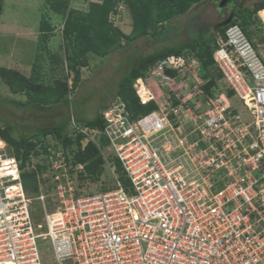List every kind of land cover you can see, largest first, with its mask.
I'll return each instance as SVG.
<instances>
[{
  "label": "built area",
  "instance_id": "2783aa9c",
  "mask_svg": "<svg viewBox=\"0 0 264 264\" xmlns=\"http://www.w3.org/2000/svg\"><path fill=\"white\" fill-rule=\"evenodd\" d=\"M257 45L261 50L235 22L216 33L212 52L249 122L226 104V94L205 92L195 57L170 55L132 84L140 106L155 105L151 112L133 118L120 100L102 111V131L71 127L104 161V150L114 156L127 185L114 176L111 188L77 196L62 183L71 176L66 156L50 149L41 175L51 179L58 205L47 211L45 190H26L13 150L0 153V264H44L40 244L54 264H264V39ZM183 120L193 123V141H186ZM166 128L188 169L154 147ZM33 200L43 210L38 222Z\"/></svg>",
  "mask_w": 264,
  "mask_h": 264
},
{
  "label": "rangeland",
  "instance_id": "374dc122",
  "mask_svg": "<svg viewBox=\"0 0 264 264\" xmlns=\"http://www.w3.org/2000/svg\"><path fill=\"white\" fill-rule=\"evenodd\" d=\"M15 1V2H14ZM8 0L6 7L2 0H0V6L5 15H2L4 19L15 20L20 25L30 26L31 32L33 26L38 25L41 18H44L50 26V31L42 35L41 39L29 45L28 42H21V39L4 38L0 36V49L9 54L10 58L7 60L15 64L23 65L18 72L25 77H28L30 81L34 82L38 86H54L56 82H64L67 84L69 90L67 94L68 104H56L44 109L38 108H22L14 107L10 100L25 101L26 96L23 94H13L3 84L0 79V121L5 124H10L13 129L10 130V138L18 141L21 136H31L36 134L43 128H55L63 126L67 117H72L78 124H82L87 120L93 119L97 113L104 107H109L115 102L120 100L116 96V90L119 81L127 75L129 70L137 64L141 57H145L149 54L155 53L164 47H176L181 46L192 39L204 37L205 39H214L215 43L216 32L213 28L216 24L223 21L230 12L235 11V7L253 8L260 0H235V7L232 11L227 8L228 2L223 5L222 8H218L219 0L202 1L193 5L185 14L175 16L168 25H165L164 29H161L158 25L152 28L148 26V35L142 36L134 41L127 42L125 38L120 39V45L122 48H117L111 51L108 55L101 57L93 53H87L85 66L79 67L80 82L74 89L72 87L73 74L66 67V42L63 40L62 27L64 23V16L62 14H56L51 10V5L56 4L59 0H43L42 5L38 3L26 4L21 0ZM66 2L67 10H76L80 12L88 11V4L100 3L102 0H64ZM13 5V6H12ZM230 11V12H229ZM1 13V12H0ZM10 13V14H9ZM258 13V12H257ZM256 13V16H257ZM264 19V10L258 14ZM109 22L120 30L124 35H129L132 30V16L128 7L119 3L112 13L109 15ZM251 26L248 27L247 33H249L248 39H250L258 50L261 48L257 45L264 39L262 27L256 17L250 19ZM163 30L165 33L164 39H159L158 32ZM11 32L26 33L22 29H19L17 24L11 25L9 28ZM40 35V33H39ZM213 48L212 41L210 42ZM1 55V54H0ZM4 56V54H2ZM191 57V54H186ZM193 56V55H192ZM7 57V55H5ZM195 57V56H193ZM197 58L195 57V60ZM197 61V60H196ZM1 62V60H0ZM199 63V61H198ZM199 63V68L195 70L198 78L203 80L204 90L209 96H214L218 93L226 94V104L233 110H236L243 122H249L251 120L249 112L243 107L241 102L229 94V90L225 87L223 81L218 77V73L213 65L207 70V75L210 76L213 83L205 81L203 79L204 71ZM4 67V66H2ZM26 67L28 70L25 72ZM193 67H191L192 69ZM193 73V69L191 70ZM195 80H189L183 82L189 88ZM184 86V85H183ZM182 91H186L184 87ZM192 98V97H191ZM205 110V105L201 104L200 111ZM193 116V115H192ZM189 118V117H188ZM183 119V117L181 118ZM187 120V119H186ZM183 120L182 124L185 127V134H187V142L193 141L195 132L193 131V123L191 121ZM79 127V126H78ZM85 128V127H84ZM191 131V133H190ZM75 131L68 128L66 135L74 136ZM94 135H92L93 137ZM95 142H100L98 137H93ZM0 153L7 150L12 153L13 147L1 139ZM88 141L83 139L81 142V150L84 149ZM41 143L46 147V153L49 154L50 149L55 151H61L62 156L65 157L67 164L71 165L68 172L71 175L68 180H64L62 183L67 186V183L73 188V193L77 196L92 194L95 192H102L111 188L114 184V176L119 175L115 172L116 164L114 156L108 150H104L103 165L97 172L98 178L92 180V176H82L81 168L84 165L80 163H74L76 150L68 151L61 146V144L52 136H46L41 139ZM101 143V142H100ZM153 145L158 149L159 153L163 156L165 161L172 162L171 160L178 158L181 164L187 169L189 163L185 162L181 156L182 150L177 147V141L175 135L169 128H166L160 134L153 137ZM40 146L37 145L36 148ZM105 147V146H104ZM171 149V150H170ZM49 151V152H48ZM54 151V150H53ZM43 152V151H41ZM45 153V154H46ZM45 154L36 157L33 153H29L27 162L23 168L26 170H34L39 164H46ZM173 158V159H172ZM176 160V159H175ZM173 163V162H172ZM18 164L20 162L18 161ZM175 164V163H174ZM19 169H21L19 165ZM18 169V170H19ZM19 170V171H20ZM22 171H20L21 173ZM80 172V173H79ZM84 172V171H83ZM76 173L78 177H76ZM38 173L35 179V185L42 186V190H45V195L48 196L47 211L55 210L58 205L55 201L56 194L54 191V185L49 177ZM49 176V175H48ZM95 176V174L93 175ZM38 188V187H37ZM41 191V190H40ZM33 197V195L31 196ZM32 209L35 212L37 222L41 220L43 210L38 201L33 200ZM40 244V242H39ZM42 249V260L44 264H54L51 252L46 248L49 246L46 244H40Z\"/></svg>",
  "mask_w": 264,
  "mask_h": 264
},
{
  "label": "trees",
  "instance_id": "16d2710c",
  "mask_svg": "<svg viewBox=\"0 0 264 264\" xmlns=\"http://www.w3.org/2000/svg\"><path fill=\"white\" fill-rule=\"evenodd\" d=\"M202 1L212 0H102L100 3H89L87 12L71 9L66 11L67 6L64 0H59L56 4H52L50 6L51 10L56 14L64 16L62 36L66 42V67L73 74L71 89L76 88L80 82L79 67L85 66L87 53L104 57L114 49L122 48L120 45L122 37L127 42H130L148 35L147 29L149 25L152 28L158 25L161 29H164L165 25L167 26L169 21L175 16L185 14L193 5ZM119 3H123L128 7L133 20L131 33L127 36L109 22L110 13L115 11ZM262 10H264V0H260L253 8L242 7L239 4V7H235V11H233L234 19L232 23L238 22L246 36L250 38L249 33H247L248 27L251 26L250 19L256 17L257 21L260 22L256 13ZM224 29H219L217 33L223 35ZM38 31L40 33L38 36L39 40L43 37L42 35L50 31V26L44 18L40 19ZM162 31L158 32L159 39H164L166 36ZM211 41L213 48L210 44ZM213 42L214 39L199 37L181 46L164 47L155 53L141 57L137 64L129 70L127 75L119 81L116 90L117 98L125 102L126 108L133 118L148 114L155 109L153 103L140 106L132 84L137 78L144 76L148 68L155 62L170 55L191 54L195 56L204 71L203 79L213 83L210 76L207 75V69L213 65ZM217 75L220 77L219 73ZM0 79L11 93L26 96V100L23 102L10 100L9 103L14 107L44 109L58 103H69L67 94L70 89H68L67 84L64 82H56L54 86H38L20 72L3 67H0ZM229 94L233 96L230 91ZM105 109L106 107L102 108L93 119L87 120L81 125L76 120H73L72 117H67V121L63 126L43 128L31 136H21L18 141L9 136V132L13 127L8 123L3 124L0 121V139L13 147L14 156L20 162L19 165L22 169L21 179L26 190L35 193L37 191L34 183L36 176H38V173L42 174L46 170L45 164H39L34 170L30 171L23 168L30 152L36 157L46 153V147L41 143V139H44L46 136L54 137L67 150V154L68 151L75 149L74 163L84 165V172L82 171V173L92 176V180L98 178L97 172L103 165L99 148L93 142L88 141L84 149L81 150V142L85 136L79 133H75L74 136H68L66 135V131L72 126L102 131L104 127L102 111ZM99 139L101 144L105 145V141L101 136ZM37 145L40 147L36 148ZM115 164V172L119 175L120 181L123 185H127V180L123 176L121 166L117 160ZM83 174L79 176L82 177ZM94 174L95 176H93Z\"/></svg>",
  "mask_w": 264,
  "mask_h": 264
},
{
  "label": "crops",
  "instance_id": "0c3cea01",
  "mask_svg": "<svg viewBox=\"0 0 264 264\" xmlns=\"http://www.w3.org/2000/svg\"><path fill=\"white\" fill-rule=\"evenodd\" d=\"M21 1H24L26 4L38 3L40 6L42 5V2H43V0H21ZM7 2H8V0H2V4L4 5L3 9L6 7ZM0 12H1L0 13V36H3L4 38H10V39H15L18 37V39H21L20 40L21 42H28L29 45H32L33 43L38 41V36H39L38 25L35 24V26H33L32 30H31V32H28V30H30V26L20 25V23L16 22L15 20L4 19L2 15H5V14H4V11L2 10V8H0ZM14 24H17L19 29H22L26 33H17V32L9 31L10 26L14 25ZM0 54H1L0 55V60H1L0 67L4 66L3 68L13 69V70L18 71L17 68L19 67V69H21L20 67L23 66L20 64L13 63L12 60H11V62L7 61L10 58V56L8 53L5 52V49L4 50L0 49ZM2 54H4V56ZM5 55H7V57H5ZM27 70H28V67H26V70L24 69L23 71L26 72Z\"/></svg>",
  "mask_w": 264,
  "mask_h": 264
},
{
  "label": "water",
  "instance_id": "95a60500",
  "mask_svg": "<svg viewBox=\"0 0 264 264\" xmlns=\"http://www.w3.org/2000/svg\"><path fill=\"white\" fill-rule=\"evenodd\" d=\"M228 1L230 0H220L219 4H218V8H222L224 4H226ZM234 19V13L231 12L227 18H225L223 21L219 22L218 24H216L213 28L214 32H218L219 29L225 28L227 27L229 24L232 23Z\"/></svg>",
  "mask_w": 264,
  "mask_h": 264
},
{
  "label": "flooded vegetation",
  "instance_id": "af4514ba",
  "mask_svg": "<svg viewBox=\"0 0 264 264\" xmlns=\"http://www.w3.org/2000/svg\"><path fill=\"white\" fill-rule=\"evenodd\" d=\"M219 1H220V0H219ZM234 2H235V0H230V1H228L227 8H230V9H229L230 11H232V10L234 9V7H235V5H233ZM232 5H233L234 7H233ZM230 11H229V12H230ZM230 13H231V12H230Z\"/></svg>",
  "mask_w": 264,
  "mask_h": 264
},
{
  "label": "bare ground",
  "instance_id": "6f19581e",
  "mask_svg": "<svg viewBox=\"0 0 264 264\" xmlns=\"http://www.w3.org/2000/svg\"><path fill=\"white\" fill-rule=\"evenodd\" d=\"M7 163H5L4 165H6ZM10 173H12V175L13 176H16V171H15V168L14 169H12L11 171H10Z\"/></svg>",
  "mask_w": 264,
  "mask_h": 264
},
{
  "label": "clouds",
  "instance_id": "9594fccd",
  "mask_svg": "<svg viewBox=\"0 0 264 264\" xmlns=\"http://www.w3.org/2000/svg\"><path fill=\"white\" fill-rule=\"evenodd\" d=\"M217 33V32H216Z\"/></svg>",
  "mask_w": 264,
  "mask_h": 264
}]
</instances>
